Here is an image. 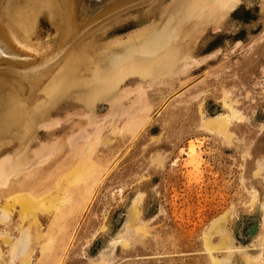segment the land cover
<instances>
[{
	"label": "bare ground",
	"instance_id": "6f19581e",
	"mask_svg": "<svg viewBox=\"0 0 264 264\" xmlns=\"http://www.w3.org/2000/svg\"><path fill=\"white\" fill-rule=\"evenodd\" d=\"M142 1H139L142 4H137H144L146 7L140 10L137 8L136 18L138 17V19L135 24L139 25L138 29L128 31L129 33L121 38L116 37L117 35L109 37L107 34L109 28V31H115L112 28L115 24V22L113 23L115 18H112L114 12L116 9L127 10V6L138 2L137 0L134 2L131 0H7L4 2L3 8L0 5L3 9L0 8L2 10L0 12V68H2L1 66L8 67L6 71L0 70V186L7 177L15 175L26 176L27 182L30 183H27V187L20 189L13 186L10 194L2 193V196L0 195V264L47 263L48 255L46 257L41 255L42 246H48L49 242L50 246L51 241L55 238L48 231L47 223L57 210L69 202L71 195L68 194L69 192L67 193L68 184L74 180V176L76 179L77 175L75 174H78L81 167L86 166L84 175L89 173L95 164V159L105 149L104 147L113 142L117 143V140L127 134L128 129L134 127L132 103L126 106L124 102L128 101L130 96L135 93L138 94L136 98L141 104L140 112H147L146 110L151 108L147 102L153 104V98L147 92L149 90L157 93V97H160L161 104L164 106L170 107V103L173 102L174 108H172L175 112L176 107L180 109L179 105L186 106L183 95L196 89L197 93L192 95L195 100L191 101L193 99L191 96L189 98L192 103L197 98V106L195 105L194 111L198 119L197 130L208 133L215 142H219V145L225 147L232 145L237 138L234 134L235 129L236 133L240 128H249L247 125L251 119L250 110L249 113H246L245 110L238 107L237 99L241 95V89L244 90L243 87L240 89L239 81L233 80L231 86L218 84L219 86L216 85L210 91L211 87L207 86L204 81L206 78H203L208 77V74L199 75L198 79L192 78L190 75L199 66L212 61L217 54L212 52L214 54H205V57L196 58L195 52L198 47L191 45L196 31L194 27L204 26L219 19L226 11L234 8L239 0H153L152 5L146 4L147 1ZM261 3L260 7L263 13L264 0ZM39 12L47 13L50 25L59 36L57 39H52L48 34V41L44 40L46 43H41L42 45L39 42L40 39L37 40L38 37L35 43L33 41L37 20L35 17L39 16ZM125 16L123 17L125 18ZM102 17H104V21L109 20L106 22V26L99 29L89 28L90 36L93 35V37L88 38L89 41L81 39L83 24L97 23L96 21ZM83 21L90 23L85 24ZM193 23L196 26L193 27ZM135 24L127 25L124 28ZM262 24L264 34V19ZM87 35L89 36V34ZM261 36L260 42L264 40V36L262 34ZM258 37L257 40L255 39L257 42L259 41ZM262 46H264V42L260 43V47ZM84 49L91 53V74H88L90 71L86 65ZM38 52L43 55L38 56ZM208 73L211 75L212 72ZM84 76L88 79L85 80ZM214 76L209 77L215 79ZM139 80L142 82L136 83ZM70 81H72L71 86H74L70 89L71 95L83 98L85 107L81 111L78 108L75 113L64 112L63 118L51 117L58 116L69 106L73 107L67 105L69 103L59 102L63 100L66 85L70 84ZM131 81L136 83L132 88L121 89ZM212 81L214 82V80ZM144 84H146V88H143ZM56 89H59L60 92ZM85 90H90L92 94L81 96ZM234 92L235 96L232 95ZM207 93L215 94V101L221 108L220 113L213 116L206 113L204 98L208 97ZM260 96H264V91ZM182 97L184 101L181 99ZM100 101L107 103V108L105 105L96 107ZM180 110L178 111L180 112ZM251 112L254 113L253 110ZM110 117L111 121L108 119ZM170 117H168V121ZM73 119L81 120L82 123L76 121L72 123L67 142L61 137L39 139L38 144L31 149L33 153L31 156V138L37 130L50 129L49 131H51V129H56ZM167 123L165 124L167 125ZM87 129L90 132L86 131ZM156 141L158 140L156 139ZM192 142L187 146V149L179 151V157L183 152L186 154L188 165L198 164L202 155V152L200 155ZM63 152L67 154L60 166L65 167L66 164L70 166L72 162H69L68 159H71L77 163L74 167L80 168H75L76 173L69 171L70 174L63 175L61 177L63 179L59 183H56L55 178L46 179L48 175L40 180L36 178L38 175H35V170L38 167L48 163V160L57 158ZM88 155L92 157L87 158ZM151 159V165L161 168L164 155L160 158L157 154ZM175 162L172 163L175 164ZM60 166L58 165V167ZM19 178L18 180H20ZM38 180L40 184H37ZM44 181L46 183L43 185ZM238 182L240 183V181ZM241 182L245 181L242 179ZM255 192L249 194L251 202L247 203L251 206L250 210L253 208L254 200L256 202L257 199L255 197L257 192L256 194ZM143 197L144 194L138 192L130 199L115 238L105 243L95 258L87 257V255L86 261H81L82 255L77 253L75 257L79 258H77L78 264H109L110 261L116 259H113L115 251L121 250L122 253L128 254L131 250L133 251V247L144 253V257L138 260L148 264L155 263L154 245L150 239L152 237L150 234L151 220L147 219V209L143 205ZM245 203L244 205H247ZM260 207L259 224H254L252 229L250 227L245 235L249 245H237L238 241L236 242L233 229L231 230L229 225L231 217L234 216V213L231 214L232 209L213 219L199 236L205 257L203 264H264V197L260 201ZM104 214L99 227L100 232L105 231L106 228L105 216L107 214L105 216ZM97 234L99 231L94 232L89 241L84 239L85 242L82 245V251H80L83 255L87 253V247ZM53 251L55 252V250ZM124 260L129 261V258ZM138 260L137 262H139ZM48 261L47 264H50L51 260ZM117 264L120 263L117 262Z\"/></svg>",
	"mask_w": 264,
	"mask_h": 264
},
{
	"label": "rangeland",
	"instance_id": "374dc122",
	"mask_svg": "<svg viewBox=\"0 0 264 264\" xmlns=\"http://www.w3.org/2000/svg\"><path fill=\"white\" fill-rule=\"evenodd\" d=\"M5 1L7 0H0L2 8L4 7ZM134 1L131 0V2ZM137 1L138 2L132 3L133 5L129 4L130 7L128 5V9L126 8L127 10L120 11L116 9L112 17L113 19L115 18L113 21L115 24L112 27L115 31H109V28L107 31L109 37L117 35L116 37L121 38L130 31H133V29H138L139 25L135 24L138 19V17L136 18V13L146 6L144 4L141 5L142 3L139 1L142 0ZM143 1H147L145 3H148V5L153 2V0ZM261 2L262 0H239L234 8L226 11L219 19L213 20L204 26H196L193 23V27L196 26L194 27L196 31L194 41H192L191 45H197L198 47L195 52L196 58L198 57V59H200V57H205L212 52L217 54L212 61L199 66L191 72V77L198 79L200 76L208 74V77L205 76L203 78L208 79L204 81L208 87H211L210 91L218 84H224L223 86H227L228 84L231 86L233 80L239 81L240 89L243 87L244 90L241 89V95L237 99L238 107L243 111L245 110L244 112L246 113H249L250 110L252 120L250 119L247 125L249 128H240L236 133L235 129L234 134L238 140L236 141V138L232 145L225 147L219 145V142H215L208 133L197 130L198 119L196 117V112L194 113L196 108L195 105L197 106V98L194 103L190 102L191 98H189V96L192 98L194 97L192 95L197 93L195 92L196 89L191 92L188 91L183 95V97L185 96L184 104L186 106L181 104L184 98H181L183 101L179 99L181 102V105H179V107L181 106V110L177 107L175 108L177 110H174L176 113L178 112L177 114L173 112L174 107L172 105H174V103H170V107L164 106L161 104L160 97H157L156 92L147 91L149 93L148 95L153 98V104L147 102L151 107L149 110L145 109L147 112L139 111L141 109V104L137 101V93L130 96L131 98L125 101L124 104L126 103L125 105L128 106L132 103L131 111L132 118L135 122L134 127L128 129L127 134L117 140V143L113 142L106 145V147H104L105 149L103 148L104 150L100 154L101 156L98 155L97 159H95V164L89 173L84 175L86 166L81 165V169L77 167L80 169L78 172L80 175H78L75 172L77 168L74 167L77 163L71 159H68L69 162H72L70 166H67V164L65 165L67 168L60 166L63 158H65L67 154L66 152H63V154L55 159L48 160V163L41 165L35 170V175H38L36 178L39 180L48 175L46 179L49 177L50 179L55 178L56 183H59L60 180L62 181L63 178L61 179V177L63 175L67 176L71 172H75V175H77L76 179L73 175L75 181L72 179L73 181H70L68 184L69 189L67 193L69 192L68 194L71 195L69 202L57 210L47 223L48 231L55 237L54 240L51 241L52 243L50 246V242L48 246H42L43 252L41 255L45 257L48 255L46 258L47 263H49L48 260H51L52 263L50 262V264H78L77 261L79 258L75 257L77 253L82 255V259L80 258L81 261H86L87 255V257L95 258L104 244L110 241V239L115 238L120 226V221L125 214V208L130 199L138 192L144 194L143 205L147 209V219L149 221L151 220L150 234L152 237H150V239L154 245V259H157H155L154 264H203L205 257L199 237L201 231L213 219L231 209V214L233 215L234 213V218L231 217L229 225L230 229H233L232 232L235 234L234 237H236V242L238 241L237 245L245 246L248 244L249 241L245 235L250 227L252 229L254 224H259L261 217L260 201L264 197V96H260L264 91V46L260 47V43L264 42V40L260 42L262 37L261 34L264 36L262 31L264 12L262 13L261 11ZM137 8L139 9L137 10ZM1 9L0 12L3 10ZM38 14L39 16L35 17L37 20L35 25V36L33 37L34 43L37 37V40L40 39V44L46 43L45 41H48L49 38H59L52 25H50L49 19H47V13L39 12ZM123 16H125V18ZM103 18L104 17H102V19L99 18V20L96 21L98 24L92 22L90 25V22L88 23L87 21L85 23L83 21L85 24L89 25L83 24V36L81 39L89 41L88 38L93 37V35L90 36L91 32L88 31L89 28L94 29L93 27H95V29H99L102 26H106V22L109 20L104 21ZM130 24L135 25L124 28ZM84 28L88 29L86 30ZM85 30L89 33H86ZM48 34L49 38H47ZM84 34H89V36L87 35V37ZM259 35L260 37H258ZM257 37L259 43L255 41ZM249 49L251 50L249 51ZM84 53L87 62L86 65L90 71L88 74H91V53L87 50L85 51V49ZM42 55L43 53L38 52V56ZM1 67V71H6L8 69L6 66H4V68L3 66ZM218 67H221V70ZM226 69L228 71H224ZM208 72H212L211 75ZM212 75H215L214 78H216L212 79L213 77H209ZM84 79L86 80L88 78L84 76ZM212 80H214L215 83ZM71 82L72 81H70V84L66 85L68 89H65L63 100L59 102H63L64 104L69 103L67 105L73 107L69 106L64 109L66 111H62L58 116L51 117L63 118L65 116L64 112L69 111L70 113H75L78 108L81 111V109L85 107L83 98L77 95H71L70 89L74 87L71 86ZM139 82L142 81H136V83ZM136 83L131 81L126 84L127 86L125 85L126 87L123 86L121 89L127 87L132 88ZM143 88H146V84H144ZM56 90L60 92L59 89ZM86 94L90 95L92 93L90 90H85L81 96L85 97L87 96ZM210 94L207 93L208 97L204 98V107L206 113L209 116H213L220 113L221 108L215 101V94H211L212 97ZM232 95L235 96L236 93L234 92ZM186 98H189V100H186ZM192 100H195V98L191 99V101ZM101 105H105L107 108V103L102 101L98 102L96 107ZM241 105L244 107H240ZM163 108H165V110H163ZM178 110H180V112ZM252 110L254 113L251 112ZM171 115L172 117H170ZM168 117H170L169 121L167 120ZM108 119L111 121V117ZM74 121L82 123L81 120L73 119L71 122L60 125L56 129H51V131H49L50 129L37 130L31 138V156L33 155L31 149L38 144L39 139L46 140L53 137H61L67 142L69 139L67 137L72 129L71 125ZM165 123H167V125ZM86 131L90 132L88 129ZM151 137L156 138L158 141ZM190 142L197 147V151L200 152V155L202 152V157L200 156L201 159L198 160V164L194 163L188 165V159L184 152H180L181 154L179 157V151L181 149H187ZM67 147L66 145V148ZM157 154H159L160 158L164 155V165L162 163L160 166L161 168H155V166L150 163L152 162L151 158L156 157ZM90 155L93 156L92 153H90ZM90 155H88L87 158H91L92 156ZM176 160L177 162H175ZM172 162H175V164ZM58 165L60 167H58ZM256 170L261 171L254 172ZM69 171L70 173H68ZM15 176L7 177L2 183L0 186L1 196L2 193H5L4 195H6V193L7 195L10 194L13 186L20 189L30 184L27 182L28 178L26 176L23 177V175H19L21 178ZM17 177L20 180H18ZM242 179L245 182H241ZM39 180L37 184H40ZM238 181H240V183ZM44 183H46V181L43 182V185ZM238 183L244 185H241V187ZM253 190L257 192L255 196L257 199L256 202L254 200L253 208L250 210L251 206L249 203L251 199L249 194H252V192H254ZM244 203L247 205H244ZM103 214L104 216L106 215V228L105 231L100 232L99 227L103 221ZM97 231H99V234L91 240L87 247V253L83 255L82 252H80L82 251V245L86 239L89 241V238ZM53 250H55V252ZM200 251H202V254ZM143 257L144 253L137 251L135 247H133V251L131 250L128 254L118 250L117 252L115 251V257L113 258H116V261H110L109 264H117V262L120 264H134L133 262L136 264H148L138 260ZM128 258L129 261L124 260H128ZM136 259L139 262H137Z\"/></svg>",
	"mask_w": 264,
	"mask_h": 264
}]
</instances>
